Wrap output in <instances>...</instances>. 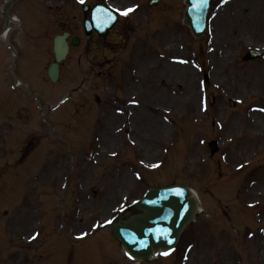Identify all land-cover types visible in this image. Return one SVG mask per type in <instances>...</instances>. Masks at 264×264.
Wrapping results in <instances>:
<instances>
[{
    "label": "rangeland",
    "instance_id": "rangeland-1",
    "mask_svg": "<svg viewBox=\"0 0 264 264\" xmlns=\"http://www.w3.org/2000/svg\"><path fill=\"white\" fill-rule=\"evenodd\" d=\"M46 1L19 6L28 35L8 50L0 40V264H264V131L251 118L264 107V61L242 59L264 54V36L239 29L220 63L212 40L232 0H211L202 38L182 24L183 0H83L119 13L105 39L84 36L81 0ZM59 22L82 41L52 84ZM175 60L190 74L169 70ZM17 79L15 96L5 83ZM172 184L197 196L195 221L173 253L130 260L104 224Z\"/></svg>",
    "mask_w": 264,
    "mask_h": 264
},
{
    "label": "water",
    "instance_id": "water-1",
    "mask_svg": "<svg viewBox=\"0 0 264 264\" xmlns=\"http://www.w3.org/2000/svg\"><path fill=\"white\" fill-rule=\"evenodd\" d=\"M157 0H153L156 2ZM208 0H185L184 13L185 25L195 36H201L205 28V17L208 10ZM115 23V16L103 5L94 6L91 22H85L86 33L94 28L96 32L105 37L108 30ZM92 25V26H91ZM54 39L55 61H61L66 54L64 38ZM73 46L78 44V39L71 42ZM263 58L257 53H249L245 59ZM57 65L54 63L49 70V78L52 82L57 77ZM215 144H210L211 153L215 150ZM133 208L137 214L126 218L121 224H112V235L120 241V244L136 260H146L159 251H171L174 249L181 230L191 222L196 210V201L189 189L180 186H169L161 189L148 190L142 200L134 203Z\"/></svg>",
    "mask_w": 264,
    "mask_h": 264
},
{
    "label": "bare ground",
    "instance_id": "bare-ground-1",
    "mask_svg": "<svg viewBox=\"0 0 264 264\" xmlns=\"http://www.w3.org/2000/svg\"><path fill=\"white\" fill-rule=\"evenodd\" d=\"M245 1L246 0H232V4L230 6L226 7V9L224 8L223 10H221L222 12L220 13V15L222 14L223 18L221 22L223 23V28L225 27L227 29V32L224 34H219V32H217L214 36L215 38L212 40V43H214L216 49L215 55H221L218 58V62L220 63L224 62V58L226 57V55H229L232 45L231 41H234V35L240 30L241 33L243 31L250 32L256 35V38H261L262 36H264V11H249ZM232 6L234 7V12L229 13L228 10ZM167 60L173 62L174 59L169 58ZM179 62L181 61L175 60V62L169 64L167 68L169 67V70H172L175 75H182L186 73L190 74L191 71H189V69L185 68L184 66L179 65ZM169 75L167 77H170ZM147 106L149 107V105ZM253 117L255 118L254 123L257 127V131L259 133L261 131H264V107H258V111L254 112V114L251 116V118Z\"/></svg>",
    "mask_w": 264,
    "mask_h": 264
},
{
    "label": "flooded vegetation",
    "instance_id": "flooded-vegetation-1",
    "mask_svg": "<svg viewBox=\"0 0 264 264\" xmlns=\"http://www.w3.org/2000/svg\"><path fill=\"white\" fill-rule=\"evenodd\" d=\"M2 1H3V2H6V0H2ZM21 1L24 2V1H26V0H21ZM14 3H15V2H11L10 5H9L10 7L8 6V7L6 8V10L4 11L5 18H6L8 15H10V13L12 14L13 11H11V10H12V7H14L13 5H15ZM0 13H2V11H0Z\"/></svg>",
    "mask_w": 264,
    "mask_h": 264
}]
</instances>
